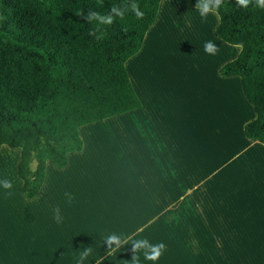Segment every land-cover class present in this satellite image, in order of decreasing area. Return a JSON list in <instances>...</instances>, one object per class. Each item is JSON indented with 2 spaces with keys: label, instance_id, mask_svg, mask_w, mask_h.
Returning a JSON list of instances; mask_svg holds the SVG:
<instances>
[{
  "label": "rangeland",
  "instance_id": "374dc122",
  "mask_svg": "<svg viewBox=\"0 0 264 264\" xmlns=\"http://www.w3.org/2000/svg\"><path fill=\"white\" fill-rule=\"evenodd\" d=\"M162 8L161 24L154 28ZM201 11L187 0L161 2L137 53L143 59L129 63L137 79L143 75L148 104L135 91L141 103L159 112V128L151 131L138 113L118 121L125 134L111 123L99 128L106 136L103 144L116 147L124 168L138 163L142 186L134 200L121 197L137 177L135 171L124 176V189L74 190L76 211L60 220L61 252L59 259L51 256L55 264H264V148L244 135V125L255 113L239 79L219 75L239 47L218 39V16L206 11L202 18ZM151 30L153 38L146 41ZM206 42L215 47L205 51ZM158 132L177 169L164 160ZM6 150H0V173L14 169ZM177 172L191 176L190 184L196 185L192 195H174L172 208L155 197V202L148 201L154 211H145L149 191L182 192ZM119 199L126 212H114ZM127 206L135 210L127 211ZM110 236L117 240L109 241ZM160 244L163 251L153 258ZM86 249L89 254L81 261ZM53 261L44 258L38 264Z\"/></svg>",
  "mask_w": 264,
  "mask_h": 264
},
{
  "label": "trees",
  "instance_id": "16d2710c",
  "mask_svg": "<svg viewBox=\"0 0 264 264\" xmlns=\"http://www.w3.org/2000/svg\"><path fill=\"white\" fill-rule=\"evenodd\" d=\"M162 1L0 0V150L20 149L25 199L40 192L46 162L61 169L69 153L82 150L80 127L141 108L125 65ZM187 1L206 5L218 16L215 36L239 47L219 75L239 79L255 113L244 135L264 145V3Z\"/></svg>",
  "mask_w": 264,
  "mask_h": 264
},
{
  "label": "crops",
  "instance_id": "0c3cea01",
  "mask_svg": "<svg viewBox=\"0 0 264 264\" xmlns=\"http://www.w3.org/2000/svg\"><path fill=\"white\" fill-rule=\"evenodd\" d=\"M163 6H165L164 3ZM176 7L178 8L179 6L174 5V8ZM163 8L154 28L161 24ZM154 31L151 30L146 41L152 40ZM144 55L145 53L143 52ZM141 58L143 59V57H139L136 54L127 61L125 67L134 91L138 90L144 102L148 104L145 101L146 95L141 87V77L143 75L140 72L137 79V73H131L129 65L131 60L134 59L139 62L142 60ZM131 113L140 114V117L147 123L151 131H156L159 128L157 126L159 112L150 110L143 103H141V108L138 110L80 127L78 133L83 143L82 150L69 153L67 155V165L61 169L56 168L50 162H46L45 180L40 192L33 199H25L23 196V181L18 175L20 149L12 151L8 150L9 147L5 148L7 149L6 152L12 155L14 159V169L12 172L3 169L2 173H0V264H29L30 262L38 264L44 258H49V261L59 259V253L61 252L59 237L62 233V224L61 221H57L56 209L58 208L60 220L64 215L76 211V204L71 199L74 190L76 191L82 187L83 189L101 188L102 190L124 189V176L126 174H134L136 171L138 173L137 177L121 196L125 198V194H127L128 197L132 196L133 200L135 199V195H137L143 182L139 175L140 166L137 163V167L131 164L128 168H124L123 162L120 161L117 151H115L117 150L116 147L110 143L107 144L108 147L103 144L106 136L99 129L100 125L111 123L113 130L117 128L118 131H122L125 134L118 121L123 120L124 117ZM156 137L164 146L159 132ZM251 142L255 146L259 145L264 148V145L259 141L254 140ZM150 160H155V158ZM164 160L169 163L170 167L177 169V164L171 152L165 146ZM177 174L183 189L182 192H173V194L172 191L169 193H153L149 191L148 197L143 203L145 211H154L148 201L155 202V197H159L160 202L164 200L163 206L165 208H172L174 195L176 198L192 195L190 190L193 191L196 185L190 184L189 178L191 176L185 177L180 172H177ZM5 181L11 182V188L4 186ZM7 193H11V195ZM167 197L169 200L166 199ZM120 202H122L121 199H119L117 209L114 212H126ZM147 206L149 210L146 209ZM127 207L130 208L127 211L135 210L132 206ZM55 228L58 230L56 233L54 232ZM50 251H53L52 255L47 253Z\"/></svg>",
  "mask_w": 264,
  "mask_h": 264
},
{
  "label": "clouds",
  "instance_id": "9594fccd",
  "mask_svg": "<svg viewBox=\"0 0 264 264\" xmlns=\"http://www.w3.org/2000/svg\"><path fill=\"white\" fill-rule=\"evenodd\" d=\"M219 2H220V0H217V4H219ZM237 2H238L239 5H242V6H247V4H248V0H237ZM261 2L264 3V0H261ZM200 6L201 5L199 3H197L195 5V7H197V8H200ZM132 9L135 12V14L137 15V17H141L143 15V13L138 9V7L135 4L132 5ZM214 10L215 9L213 8V11ZM113 11H116V9L114 8ZM206 11H207V6L205 5L204 6V10L201 11V13H200L202 18H204L206 16ZM120 15H123V13H120ZM91 18H92V15L89 14L88 19H91ZM111 20H112V17L109 16L107 22L108 23H111ZM214 47H215V45H213L211 42H206V44H205V51H208L209 48H214ZM4 186L6 188H11V182L10 181H5L4 182ZM7 194L8 195H11V193H7ZM56 211H57V221L60 222V217L58 215V209ZM108 239H109V241H113L114 242V241L117 240V237L110 236ZM156 247L159 249V251H156L155 252V255H154L153 258L159 257V255L163 251L164 245L163 244H160V245H157ZM89 251L90 250L86 249L84 251V253L81 254V261L89 254ZM78 264H80V261H78Z\"/></svg>",
  "mask_w": 264,
  "mask_h": 264
},
{
  "label": "bare ground",
  "instance_id": "6f19581e",
  "mask_svg": "<svg viewBox=\"0 0 264 264\" xmlns=\"http://www.w3.org/2000/svg\"><path fill=\"white\" fill-rule=\"evenodd\" d=\"M184 9H185V6H184ZM188 9H186V11H187ZM185 11V10H184ZM188 12V11H187ZM191 12V11H190ZM189 15V14H188ZM191 17H193V16H191ZM190 17V18H191ZM190 21V20H189ZM192 21H195L194 19H192ZM198 22L196 21L194 24H197ZM193 26V25H192ZM197 26V25H196ZM198 26H199V24H198ZM198 28V27H197ZM206 29V28H205ZM199 32H200V30H198ZM195 32L197 33V31L195 30ZM152 36V35H151ZM151 38V37H150Z\"/></svg>",
  "mask_w": 264,
  "mask_h": 264
}]
</instances>
